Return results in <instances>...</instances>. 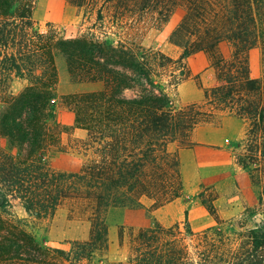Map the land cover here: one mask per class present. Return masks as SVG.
I'll return each instance as SVG.
<instances>
[{
  "label": "trees",
  "instance_id": "16d2710c",
  "mask_svg": "<svg viewBox=\"0 0 264 264\" xmlns=\"http://www.w3.org/2000/svg\"><path fill=\"white\" fill-rule=\"evenodd\" d=\"M67 1L77 7L103 1L118 17L153 10L164 22L181 8L184 16L168 39L180 55L90 32L67 37L52 25L41 31L34 0H0V140L6 143L0 150V264H93L94 255L107 249L110 207L144 208L147 199L156 210L181 197L184 181L171 144L190 147L196 128L225 116L249 121V153L264 131V73L259 78L251 69L263 52L264 0ZM222 41L233 54L215 64L216 82L203 91L204 103L177 107L172 92L188 78L187 59ZM58 57L71 82L100 83L101 89L58 95ZM14 79L24 83L17 94L10 91ZM60 107L74 113V126L58 123ZM71 129L86 137L64 144ZM71 151L84 158L77 170L52 167L51 154ZM247 156H234L245 170L254 160ZM69 198L89 200L95 210L90 238L68 251L42 245L27 219L13 211L50 218ZM150 218L133 235L127 259L113 264H264L258 224L247 229L229 222L226 229L219 224L194 233L187 223L182 231L180 224L165 227Z\"/></svg>",
  "mask_w": 264,
  "mask_h": 264
},
{
  "label": "rangeland",
  "instance_id": "374dc122",
  "mask_svg": "<svg viewBox=\"0 0 264 264\" xmlns=\"http://www.w3.org/2000/svg\"><path fill=\"white\" fill-rule=\"evenodd\" d=\"M105 4L103 1H95L83 7H77L67 0H34L33 17L41 31H45L48 25H52L61 35L67 37L90 32L111 42L124 41L144 48L160 50L172 58L179 57L180 50L171 45L168 39L184 16L181 8L175 10L168 21L164 22L153 10H136L133 13H124L123 16H113V8L111 5L104 6ZM99 9L102 10L101 19L98 16ZM259 31L264 41V27H261ZM262 53L258 63L251 64L253 75L259 78L264 73V44ZM232 54V45L222 41L212 49L190 56L186 61L188 78L172 92L176 106L202 105L203 91L211 88L216 82L215 64L221 59L230 60ZM57 68L59 83L70 80L65 61L61 57L57 58ZM23 87L24 83L21 80L14 79L10 84V91L17 94ZM58 95L61 96V94ZM61 108L65 107H60L58 110ZM241 123L243 125L241 138L227 143L226 149L232 157L235 155L253 157L251 166L246 170L255 191H241L240 186H243L244 182H238L236 176L232 174V177L228 179L229 185L222 190L216 187L206 189L192 181H184L181 197L156 210H152L151 202L147 199L142 200L144 208L110 207L106 212L109 227L107 249L94 255L93 264L124 262L127 259L133 235L138 229L150 223V217L165 227L180 224L182 231L187 223L194 233L204 232L219 224L226 229V223L229 222L243 224L247 229H256V218L264 222V156L259 153L261 150L264 151V131L253 138L251 147L253 152L249 153L248 146L252 143L246 138L250 127L249 121H241ZM74 130L71 129L68 134L63 135L64 144H68V138L86 137L85 131L82 137H78L74 135ZM198 133L195 135L196 139ZM258 141L261 144L259 147ZM5 147L6 143L0 140V150ZM190 147L174 143L169 146V151L176 154L178 150ZM83 159L73 151L67 156L51 154L50 164L56 169L71 172L77 170ZM232 164H234L233 161ZM114 209H120L121 212L117 214ZM94 210L93 203L82 198L64 200L54 216L40 220L28 218L19 207L13 209L18 217L27 219L28 230L42 245L65 251L70 250L73 242H84L90 238ZM122 211L130 212L125 214ZM188 243L193 246L195 242L190 240Z\"/></svg>",
  "mask_w": 264,
  "mask_h": 264
},
{
  "label": "crops",
  "instance_id": "0c3cea01",
  "mask_svg": "<svg viewBox=\"0 0 264 264\" xmlns=\"http://www.w3.org/2000/svg\"><path fill=\"white\" fill-rule=\"evenodd\" d=\"M101 87L100 83H73L70 80H63L58 84L57 92L61 95L79 94L97 91ZM74 118V113L68 109L61 108L57 112V121L61 126H74ZM242 131L241 120L232 116L222 117L217 125L196 128L190 137L191 143L194 145L187 149H180L177 153L183 181H192L206 189L216 187L222 190L227 188L228 179L233 174L238 182H244V185L240 186L241 191H255L248 171L239 167L235 157H232L226 149L227 143L241 138ZM83 132V130L75 129L74 135L82 137ZM196 133H198L197 139ZM221 134L223 137H220ZM114 210L117 214L121 212L120 209ZM122 212L127 214L130 211Z\"/></svg>",
  "mask_w": 264,
  "mask_h": 264
},
{
  "label": "water",
  "instance_id": "95a60500",
  "mask_svg": "<svg viewBox=\"0 0 264 264\" xmlns=\"http://www.w3.org/2000/svg\"><path fill=\"white\" fill-rule=\"evenodd\" d=\"M255 221L260 226V228L264 229V222H262L260 218H256Z\"/></svg>",
  "mask_w": 264,
  "mask_h": 264
}]
</instances>
